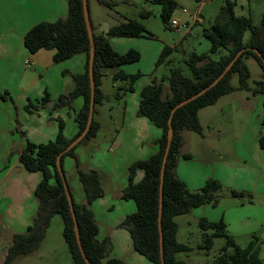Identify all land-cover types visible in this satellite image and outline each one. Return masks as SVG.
<instances>
[{
  "label": "trees",
  "instance_id": "1",
  "mask_svg": "<svg viewBox=\"0 0 264 264\" xmlns=\"http://www.w3.org/2000/svg\"><path fill=\"white\" fill-rule=\"evenodd\" d=\"M162 6L161 18L168 27L171 17L177 8L175 0H148ZM99 3L114 7V3L106 0H98ZM68 15L53 23H40L30 29L24 37V45L27 50L34 54L40 50H53L55 62H61L71 58L77 53H85L86 66L83 74L74 75L75 89L68 95H61L55 105H70L77 97H82L84 102L75 117L78 132L72 139L65 136V123L61 118H56L58 133L53 141L45 144H33L27 142L21 151L19 163L31 173H40L41 180L38 183L34 195L38 200V209L33 223L24 233H16L8 248L7 255L2 264H12L20 257L34 253L38 250L45 238L46 231L50 226L54 215L59 214L64 223L63 237L68 246L74 264H86L81 255L74 222L72 219L69 203L65 193L62 178L57 170V156L85 129L90 105V81L88 76V62L90 42L86 29L82 0H68ZM237 0H226L212 24L203 29V36L211 43L208 53L198 54L191 52L185 60L190 70V76L184 73L182 67L173 64L168 58L178 51L177 47L165 46L156 62V67L165 64L168 67V75L152 83L141 90L138 108V116L146 118L154 126L162 131L158 141V149L148 159L138 161L129 168L128 185L122 192L123 201L135 203L136 212L125 218L124 225L132 241L133 249L140 256L153 264H161L160 233L158 226L159 197H160V173L162 161L167 145L168 120L171 112L178 104L196 95L211 83H213L226 69L236 55L244 50L232 65L224 77L211 89L195 100L180 107L172 116L173 138L167 157L163 183L162 204V237L163 257L165 264H186L185 260L177 257L180 253H189L193 248L177 239L179 225L176 217L186 215L193 209L212 205L216 206L223 195L222 185L214 180L208 181L204 187L196 192L190 191L187 186L175 175V168L180 158L190 159L189 155H181L180 149L183 143L182 133L192 131L202 134V126L199 122V110L215 104L220 97L235 90L250 91L253 95L263 96L264 108V78L256 81L253 87L249 86L251 76L245 59H255L264 75V63L257 53L260 52L264 58V11L260 24L254 25L252 18L241 16L236 13ZM150 17V11L141 13L142 19ZM250 33L249 43L244 42L245 34ZM150 35L146 27L138 20H128L112 27L107 36L140 37ZM95 59V110L91 128L82 141L61 157V165L64 170V160L73 156L76 148L84 140L94 138L100 124L95 119L96 107L101 105L105 96L101 90V69L115 68L139 62V52L129 50L125 54L115 52L105 36H94ZM250 48V49H248ZM212 55H219L217 59ZM233 74H237L239 86L234 88L230 84ZM141 77L140 73L128 75L119 71L113 76L114 81H122L123 84L117 88V97H121L127 91H133V84ZM169 85V93L164 95V84ZM129 83V87H127ZM121 92V93H120ZM50 102L48 94L42 98L40 105L29 104L26 107L46 108ZM31 112V111H30ZM264 128V118L262 120ZM259 144L264 149V131ZM141 171L143 177L139 182L135 181L137 173ZM77 177L82 184L86 204L78 205L72 195V202L78 221V229L81 244L86 257L91 264H125L122 259L108 257V245L110 239L99 240V225L94 212L89 206L98 198L104 196L100 173L96 170L83 171L77 168ZM67 179V178H66ZM68 183V180H67ZM68 187L70 189L69 183ZM233 197H242L243 193L230 191ZM198 226L203 232V242L199 249L210 250L214 245L215 238L225 239V245L214 264H264L259 255L258 241L254 238L247 246H240L234 238L229 235L223 220L211 222L200 219Z\"/></svg>",
  "mask_w": 264,
  "mask_h": 264
},
{
  "label": "crops",
  "instance_id": "2",
  "mask_svg": "<svg viewBox=\"0 0 264 264\" xmlns=\"http://www.w3.org/2000/svg\"><path fill=\"white\" fill-rule=\"evenodd\" d=\"M106 1L114 3V7L105 6L98 0H88L87 2L94 36H105L113 50L119 54H125L131 49L137 50L138 41L136 40L145 38L155 40L152 30L147 25L150 17L141 18L143 4H149L148 0ZM217 1L196 0L198 6L195 12L185 20L188 32L195 24H203L206 21L205 17L201 15L202 9ZM68 10V0H0V162L5 161L8 148L16 147L18 149V154L10 166H5V164L0 166V208L1 204H10L7 205L9 211L12 203L11 197L15 195L21 198L22 193L30 198L29 201H33V207L28 212L27 221L25 220L26 223H22L14 233H11V242L8 248L14 234L26 232L30 226V219L34 220L38 209V200L34 191L41 180V175L28 172L22 167L19 163L21 151L26 147L27 142L44 144L53 141L58 133V127L55 125L56 118H60L59 114L62 112L73 116L76 134L78 132L75 117L83 106V98L77 97L70 105L56 108L55 105L61 95H68L75 89L73 76L84 73L85 53H77L71 58L55 62L53 50H40L32 54L24 45V37L30 29L40 23H53L66 18ZM128 20L140 21L150 32V35L140 37L107 36L112 27ZM211 24L212 22L209 23V26ZM180 28L181 24L179 23L177 31H180ZM157 49V46L153 47V55ZM251 60L257 64L252 57L246 58L245 63L247 64V61ZM129 65L101 69V90L105 99L101 105L96 107L95 114L100 129L94 138L84 140L78 145L74 155L68 156L64 160V170L70 191L75 202L80 206L86 204V198L83 186L77 177V168L83 171L96 170L100 173L104 196L96 199L89 206L94 212L95 218L96 202L106 200L111 189L116 190L114 197L120 204L128 202L123 201L121 197L123 190L128 185L130 166L155 154L158 149L157 143L162 135L159 128L146 118L138 116L142 90L139 87L137 90L125 92L121 97L116 95L118 100L124 99L125 96L126 100L127 97L132 98L133 108H128V101L124 102L120 126L114 123L110 128V132L113 133L110 134V143L106 142L105 144V142L98 141L99 132L105 130L107 119L102 111L108 99L107 91L104 89V79L111 77L114 82L113 87L117 89L123 82L114 81L113 76L119 71L132 75V71L126 70V66ZM155 68H158L156 63ZM234 76H232L230 84L237 88L239 79L237 76L238 82L233 85ZM256 76L257 80H254L253 84L264 78L260 67ZM250 79L249 86L253 87L250 84ZM243 91L245 90H235L223 95L215 104L199 110L198 118L203 129L202 134L192 131L182 133L183 143L180 154L189 155L191 158L178 160L175 175L192 192L201 190L210 180L219 182L223 187V195L219 203L216 206L206 205L195 208L186 215L194 218L197 224L200 219L211 222L223 220L229 235L243 247L256 238L260 258L264 261V149L259 144L260 136L264 131L262 127L264 111L260 108L259 110L249 109L250 106H255L252 100H257V105H263V102L257 97L258 95H253L250 91L243 93ZM167 93H169V87L164 84V95ZM45 94H48L50 102L53 101L51 109L48 108L50 102L46 108L37 110L33 106L30 107L31 112L26 109L29 104L40 105ZM233 99L238 102V106L243 111L240 123H236L234 104H231ZM246 111L251 114L247 117V123H244V112L247 113ZM226 116L231 118L228 123L218 122L219 118L224 120ZM38 119L41 120L40 127ZM121 133H125V136ZM104 146L105 151L103 150ZM101 152L110 157L107 167L91 159L93 153ZM116 173L119 177H116ZM142 177L143 173L139 171L135 181H140ZM69 181L73 184H70ZM107 184L110 188H106ZM230 191L243 193V196L233 197ZM113 207L114 205L111 204L108 206L109 209ZM4 212L2 215L0 213L2 224L6 216ZM23 228L26 229L21 230ZM114 228L121 230L118 229V226H112L110 227L112 233ZM110 237H112V249L116 244L132 242L131 236L129 237L127 233L116 238L112 235ZM129 248L130 245L127 244V254H113V257L123 260L126 255L137 264H145L143 257L135 251H129ZM132 250H134L133 246ZM177 257L182 259L179 255Z\"/></svg>",
  "mask_w": 264,
  "mask_h": 264
},
{
  "label": "rangeland",
  "instance_id": "3",
  "mask_svg": "<svg viewBox=\"0 0 264 264\" xmlns=\"http://www.w3.org/2000/svg\"><path fill=\"white\" fill-rule=\"evenodd\" d=\"M225 2L226 0H218L217 2L205 6L202 9L203 11L201 15L205 17L206 21L203 24L197 23L194 27L192 26V30L190 32L187 31L185 20L187 17H189L190 14L192 15L195 12L198 6V4H196V0H177V8L171 17L168 27L165 26L161 18V5L154 2H149V4L146 5L143 4V11H150V19L147 21V25L150 30H152L151 32H153L155 40L151 38L136 40L138 41V49H131L139 52L141 55V60L139 62L126 66V70L129 69L130 72L132 71V75L137 73L141 74V77L133 84V89L137 90L139 89V87L143 89L147 85L151 84L154 78L161 80L168 75V67L165 64L161 65L158 68H155L156 60L165 46L178 47V51L173 53L170 56V59H172V61L174 62L173 64L182 67L184 73L187 76H190V70L186 66L185 60L188 58V55L191 52L203 54L210 51L211 43L203 36V29L209 27V23L214 21L220 9L224 6ZM181 8L185 9L186 13H184ZM263 11L264 0H237V15L247 17L250 16L253 20L254 25L260 24ZM172 20H176L181 24L180 31H175L171 27ZM190 23H192L191 20ZM250 38L251 34L246 33L244 42L248 43ZM155 46H157L158 49L153 55V47ZM218 57L219 55H212V58L214 59H217ZM247 65L251 72L250 84L254 86L253 81L257 80L256 74L259 71V67L253 60L247 61ZM233 75L235 76L233 77L232 84L235 85L238 82L237 74ZM113 85L114 82L112 81L111 77H107L104 79V89L107 91L108 99L105 102L102 111L107 116V119L105 123V130L99 132L98 141L103 143L105 142V144L106 142L110 143V134H113L112 132H110L111 126L114 123L120 126L119 124L121 123L124 102L128 101V108H133L132 98L130 99L127 97V100L126 96L122 100H118L116 98L118 92L117 89L113 87ZM165 85L169 87L167 82H165ZM127 87H129V83ZM244 92L245 91H243V93ZM257 97L263 102L262 95H258ZM252 101H254L255 106L252 105L249 107V109L256 108V110H259L260 108L264 111L262 104L257 105V100ZM52 102H50L49 104H51ZM231 104H234V115L237 117L236 123H240L243 118V111L241 110V107L238 106V102H236L234 99ZM250 114H248V112H244V123H247V117ZM59 115L66 124L65 136L68 139H72L76 134V126L74 124L73 116H69L68 114H66V112H62ZM218 120H220L218 121L219 123L226 124L231 120V118L226 116L224 120L220 118ZM55 125H57L58 127L57 123ZM38 126H41L40 119H38ZM121 135L125 136V133H121ZM105 146L103 148L104 151ZM17 152L18 149L16 147L8 148V151H6L5 161H1L0 166H4V164L5 166H10L13 163L14 158L18 154ZM91 159L96 163L99 162L100 164L107 167L110 157L109 155L105 156L101 152L93 153ZM118 174L116 173V177H119ZM69 182L70 184H73L71 183V181ZM108 186L109 185L107 184L106 188H110ZM115 191L116 190L111 189L106 200H98L95 204L96 220H98L99 223V240L108 238L111 242V235L116 238L123 233H127L130 237L127 228L124 225L121 226V224H124L125 218L128 215L136 212V206L132 201L120 204L118 199L114 197ZM11 199L12 203L11 209L9 211L7 210V205L10 204H1L2 207L0 208L1 215L4 211V214L6 215L3 224L0 222V264L3 263L4 258L7 254V249L11 242V233H14L22 223H26L28 212L30 208L33 207V201H29L30 198L26 197L24 193H22L21 198L14 195L11 197ZM109 204L114 205V207L112 209H109ZM8 215H11L13 217H9ZM176 221L179 225V231L177 235L178 241L188 244L193 248V251L189 253L178 254L179 257L186 260V264H214V260L218 256L220 249L225 245V239L222 237L215 238L214 245L210 250H201L199 249V246L203 242V232L199 228L194 218H190L187 215H181L176 217ZM29 223L30 225L33 223L32 219H30ZM112 226H118V229L121 230H117V228H114L112 233L110 230V227ZM25 229L26 228H23L21 230ZM63 229L64 223L62 217L59 214L54 215L51 219L50 226L46 231L45 238L41 242L38 250L32 254L16 258L12 264H74L68 246L63 237ZM127 244L128 246L130 245L129 251H134L132 250V242L130 243V241L124 242L122 245L116 244L114 245L113 249L112 243L111 246L108 245V257H113V254H127ZM4 247L6 248V250ZM124 256L125 257L123 260L126 264H137L135 261H133L132 258L126 255ZM143 259L145 264H153L146 260L144 257Z\"/></svg>",
  "mask_w": 264,
  "mask_h": 264
},
{
  "label": "water",
  "instance_id": "4",
  "mask_svg": "<svg viewBox=\"0 0 264 264\" xmlns=\"http://www.w3.org/2000/svg\"><path fill=\"white\" fill-rule=\"evenodd\" d=\"M88 0H82V4H83V13H84V19H85V24H86V29H87V33H88V37H89V42H90V51H89V62H88V76H89V81H90V105H89V114H88V119H87V123L85 126V129L83 130V132L75 139L73 140L58 156L56 159V166H57V170L62 178L63 181V185H64V189H65V193L67 196V200L69 203V207H70V211H71V215H72V219L74 222V231L76 234V240L81 252L82 257L84 258V261L86 262V264H91L90 261L88 260V258L86 257V254L83 250V246L81 244V238H80V233H79V229H78V221H77V217H76V213L74 210V206H73V202H72V197H71V192L70 189L68 187V183H67V179H66V175L63 171L62 165H61V157L63 154L67 153L68 151H70L72 148H74L80 141H82L84 139V137L87 135V133L89 132L90 128H91V124L93 122L94 119V110H95V78H94V59H95V44H94V35H93V31L91 28V24H90V18H89V12H88V4H87ZM250 49V48H248ZM255 53H257V55L262 58L263 63H264V58L262 56V54L260 52H258L257 50H253ZM244 52V50L240 51L236 57L230 62V64L226 67V69L224 70V72L213 82L211 83L208 87H206L205 89H203L202 91H200L199 93H197L196 95L192 96L191 98L181 102L180 104H178L176 107H174V109L171 112V116L168 120V133H167V145H166V149H165V153H164V157H163V161H162V167H161V173H160V197H159V216H158V226H159V233H160V254H161V264H165V260L163 257V237H162V223H161V216H162V204H163V183H164V173H165V168H166V162H167V157H168V153L170 150V146H171V141L173 138V129H172V125H171V121H172V116L175 113V111L177 109H179L180 107L188 104L189 102L195 100L196 98H198L199 96L203 95L205 92H207L209 89H211L212 87H214L223 77L224 75L230 70V68L232 67V65L235 63V61L239 58V56ZM53 105V102L51 104H48V108L51 109Z\"/></svg>",
  "mask_w": 264,
  "mask_h": 264
},
{
  "label": "built area",
  "instance_id": "5",
  "mask_svg": "<svg viewBox=\"0 0 264 264\" xmlns=\"http://www.w3.org/2000/svg\"><path fill=\"white\" fill-rule=\"evenodd\" d=\"M185 12V10H183ZM171 27L174 29V30H178L179 28V23L177 21H172L171 22Z\"/></svg>",
  "mask_w": 264,
  "mask_h": 264
}]
</instances>
